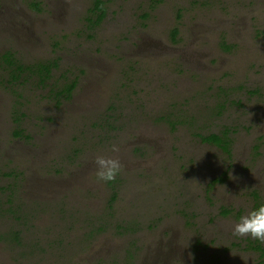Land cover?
<instances>
[{
  "label": "rangeland",
  "instance_id": "rangeland-1",
  "mask_svg": "<svg viewBox=\"0 0 264 264\" xmlns=\"http://www.w3.org/2000/svg\"><path fill=\"white\" fill-rule=\"evenodd\" d=\"M104 1L93 25V0H0V264H264V242L233 235L264 205V0ZM198 24L206 37L185 44ZM140 26L146 48L131 50ZM7 51L57 65L11 81ZM78 68L63 110L55 94ZM209 130L227 143H203ZM97 155L121 161L115 181H98Z\"/></svg>",
  "mask_w": 264,
  "mask_h": 264
},
{
  "label": "flooded vegetation",
  "instance_id": "flooded-vegetation-1",
  "mask_svg": "<svg viewBox=\"0 0 264 264\" xmlns=\"http://www.w3.org/2000/svg\"><path fill=\"white\" fill-rule=\"evenodd\" d=\"M94 1V0H93ZM34 6V5H33ZM107 14H108V11H107ZM106 14V15H107ZM118 17V16H117ZM105 18H106V16L104 17V19L103 20H105ZM118 18H120V17H118ZM121 21H122V19H121ZM90 23H93V25H97L98 24V22H96V18H91V20H90ZM118 23H115V25H117ZM199 25V24H198ZM113 29L114 28H116V26H113L112 27ZM175 29H177V28H175ZM133 30H138V31H140V34L136 31V32H134L135 33V35H136V37L137 36H140L139 38H136L135 36H126V35H124V37H123V41L125 42H128V41H131L132 40V42H130V45H129V48L131 49V50H136V51H138V49L140 48V49H145L146 47H144L143 48V45L144 44H146V42H145V38L144 39H142V37H143V31L144 30H142V26H140V27H138V28H134V29H132V35H133ZM205 27H204V25L203 24H201V25H199V29L196 31V33L197 34H199L200 36L199 37H194V39H192V40H190L189 38H188V36L186 37V40H185V44L186 43H188V44H191V43H193L194 41H197L201 36L203 37V38H205L206 36L204 35L205 34ZM174 31V30H173ZM178 32H179V29H178ZM174 33L172 32L170 35H171V38H170V40H171V44L170 45H168L167 47H170V48H172V49H174L175 50V52H176V50H177V47H174V45H175V43L176 42H174L175 40H176V38H178V37H173L174 35H173ZM178 34V33H177ZM185 38V37H184ZM228 40V39H227ZM156 47H158V46H156ZM161 48V47H160ZM222 51L224 52L225 51V49H224V47L222 46ZM182 52H181V54H182V57L183 58H186L185 60L186 61H191L190 59L192 58V57H194L193 56V52L192 51H185V49L184 48H182ZM54 53H58V52H54ZM95 53L96 54H101V49H96V51H95ZM130 54H133V52L131 51V53ZM127 55V54H126ZM127 56H129V55H127ZM64 57H65V55H63V56H61V57H59L58 58V60H61L62 58L64 59ZM65 58H69V57H65ZM56 59H54V62H52V63H49V65L51 66V69H54V67L57 65L56 63ZM92 65V64H91ZM79 72V73H78ZM83 72H84V69H83ZM80 78H82V69L81 68H78L77 69V72L75 73V78L73 79V80H71L72 82L71 83H74V86H73V88L69 91L68 90V85L69 84H71V83H68L65 87L63 86V87H61V88H59L58 90H57V93L55 94L56 95V98H55V101H56V104L59 106V108H62L63 107V110L64 109H68V110H70L71 109V105L73 104V106H75V107H77V104L76 103H72L73 101H75L76 100V98H75V93H76V89H80V87H79V83L77 82V80L79 81L80 80ZM41 83H43V82H41ZM70 86V85H69ZM258 92H261V97L262 98H264V90H259V89H256V90H254L253 91V93L254 94H258ZM60 96V99L58 98ZM69 101V102H68ZM68 103V106H65V103ZM218 103H220V102H218ZM221 103H220V108H217L216 109V114L217 115H215V116H212V117H214V119L215 120H219V118L222 116V114H223V112H224V108L221 110ZM239 105H241V103H240V101H238L237 102V104H236V106H238L237 107V109H239ZM74 107V109L75 110H77L76 108ZM58 108V109H59ZM262 108V107H261ZM52 110H54V108H52ZM74 111V110H73ZM75 112V111H74ZM55 113V112H54ZM19 114H21V113H19ZM55 114H57V113H55ZM66 114H67V112H62L61 111V116H66ZM233 114L234 115H236V113L235 112H233ZM27 115H26V113H22L21 114V116L20 117H26ZM211 116V115H210ZM211 117V118H212ZM16 121H17V124H18V118H16ZM213 123H215V122H213ZM209 126V125H208ZM210 127V126H209ZM44 130H46V128H43ZM55 130V129H54ZM229 131H231V129L229 130ZM18 132V131H17ZM17 132H14V136L17 138V139H19L20 141H23L20 137H23L24 138V140L25 141H28V140H31V136L29 135V134H27L26 135V131H25V127H23V130L22 131H20L19 133L20 134H17ZM213 133H216V134H219L220 136H222V137H224L225 135H227L228 133H227V131H223V132H219V131H214V130H209L208 131V133L205 135V137H207V136H209V135H211V134H213ZM65 136V135H64ZM61 137H62V135H61ZM198 137H200V139H201V141H203V143H208V144H215V142H212V141H210V140H205V138L203 139V137L204 136H202L201 134H199L198 135ZM28 144V143H27ZM3 146V144H1L0 145V149H2L3 151L4 150H6L5 148H3L2 147ZM221 149H223V150H226L227 151V154L229 155V156H231V158H232V155H231V152L230 151H228V149H225L224 147H221ZM11 151H13V149L11 148L10 149ZM20 153V152H19ZM56 165V164H55ZM53 166V165H52ZM59 166V165H58ZM55 167V166H54ZM54 174H56L57 176H58V178H62V175L65 173L64 172V170L62 169V168H58V167H56L54 170ZM227 178V173H224L223 174V177L221 176V177H219L218 178V180L219 181H217V183H222L223 181H224V179L223 178ZM69 178H72V175H71V172L70 173H67L66 175H64V178L63 179H69ZM58 180L59 179H52V180H50L49 179V181L50 182H52V183H54V184H56L57 182H58ZM44 183V182H43ZM216 183V184H217ZM8 188V187H7ZM10 193L12 194V191H10ZM29 195V194H28ZM11 200H13L12 198H10V196L9 197H7V203H9V204H11ZM208 201L209 202H211L212 203V199L211 198H208ZM0 203H1V201H0ZM6 208V207H5ZM7 209V208H6ZM236 209H239V207H236ZM221 214H227L228 213V211H229V209H228V207L227 206H223V208H221ZM243 248V247H242ZM261 248L262 247H260L259 248V250L261 251ZM224 250H226V249H224ZM227 250H228V248H227ZM244 251V250H243ZM217 258L218 257H214L213 259L216 261L217 260ZM208 262H210V261H208ZM210 263H213V262H210ZM199 264H206L205 262H200Z\"/></svg>",
  "mask_w": 264,
  "mask_h": 264
},
{
  "label": "clouds",
  "instance_id": "clouds-1",
  "mask_svg": "<svg viewBox=\"0 0 264 264\" xmlns=\"http://www.w3.org/2000/svg\"><path fill=\"white\" fill-rule=\"evenodd\" d=\"M119 150V145H112V152H119ZM94 163L97 168L96 176L100 182L115 181L123 170L121 161L113 156L97 155ZM233 235L239 238L251 237L254 240L264 242V205L243 215L240 221L234 225ZM241 257L247 264L251 256L245 257L241 255ZM251 258L254 260L253 257Z\"/></svg>",
  "mask_w": 264,
  "mask_h": 264
},
{
  "label": "trees",
  "instance_id": "trees-1",
  "mask_svg": "<svg viewBox=\"0 0 264 264\" xmlns=\"http://www.w3.org/2000/svg\"><path fill=\"white\" fill-rule=\"evenodd\" d=\"M90 11H91L92 15L96 18V22L100 23L101 21H103L104 17L107 14V8L105 6V1L104 0H94L93 1V8ZM90 20H91V18H90ZM173 33H174L173 37L175 38L177 33H178V29H174ZM224 42L225 43L223 45L227 48V50L231 49V45H229L228 42H226V41H224ZM3 59H4V62L6 64H8L9 67L12 69L11 81H17L18 78L21 76V74L28 70V71H34L35 73H37L39 75V77L41 78L42 82H44V80L49 77L48 73H50L52 70L51 66L49 64H44V63H40L38 65H35L34 67H33V65L32 66H26L25 64H22L18 59H16L14 56V53L11 51L5 52L3 54ZM69 85H68V90L70 91L73 88L74 83H71ZM221 106H222V108H224L225 104L223 103ZM20 131H22V130H20ZM20 131H18L17 134H20L19 133ZM204 138H205V140H210V141H213L217 144H220L223 141H226V143H227V140H226L227 138H222L219 134H216V133H213L207 137L204 136L203 139ZM227 147L228 146H224L225 149H228ZM11 202H13V201L11 200ZM19 235H20L19 232L15 233V238H14L15 242H18L17 240H20ZM0 237L3 238L1 235H0Z\"/></svg>",
  "mask_w": 264,
  "mask_h": 264
}]
</instances>
